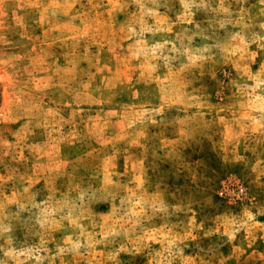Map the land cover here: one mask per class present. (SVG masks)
I'll list each match as a JSON object with an SVG mask.
<instances>
[{"label":"rangeland","instance_id":"374dc122","mask_svg":"<svg viewBox=\"0 0 264 264\" xmlns=\"http://www.w3.org/2000/svg\"><path fill=\"white\" fill-rule=\"evenodd\" d=\"M0 264H264V0H0Z\"/></svg>","mask_w":264,"mask_h":264}]
</instances>
